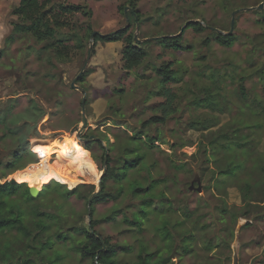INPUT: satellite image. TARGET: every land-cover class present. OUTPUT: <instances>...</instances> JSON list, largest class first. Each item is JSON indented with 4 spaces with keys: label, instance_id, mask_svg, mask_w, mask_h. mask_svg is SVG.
<instances>
[{
    "label": "rangeland",
    "instance_id": "obj_1",
    "mask_svg": "<svg viewBox=\"0 0 264 264\" xmlns=\"http://www.w3.org/2000/svg\"><path fill=\"white\" fill-rule=\"evenodd\" d=\"M19 1L0 0V38L3 44V47H0L2 52L0 115L12 106V109L9 107L11 112L6 122L0 124L2 129L0 162L12 161V152L18 148V138L24 137L29 143L30 152L35 155V162L0 179V184L27 179L31 181L27 184L31 187L33 179L40 178L38 185L40 190L43 185L55 181L53 178H58L74 186L83 184L86 187L81 189L80 198L71 197L65 203L61 200L55 202L56 204L52 203L51 200L55 198L53 194L51 198L44 197L42 202L34 204L26 203L21 199L7 203L9 207L14 205L22 212L30 234L24 235L15 229L0 230V264H90V260L81 259L75 252L73 243H58L54 240L52 247L42 248L41 241L43 242L48 234L54 239L57 232L68 231L71 226H88L92 220L104 218L127 204H131L128 211H133L134 205L139 200L124 193L116 201L96 205L93 217L88 218L87 203L97 190L102 172L101 163H98L101 162L102 155H98L101 149L95 143L91 145L88 152L85 151L89 156V167L83 165V168H79L78 179L70 180L66 176L61 177L58 171L59 168L64 169L68 165L66 155L69 150L65 147L73 144L81 149L77 143L81 147L86 142L90 145L89 140L94 137L104 148L113 146L110 156L116 160L127 144L128 133L132 135L138 130H143V133L149 137H157V140L154 141L153 149L144 148L143 164L137 171L131 173V179L145 187L155 181L152 194L155 197L162 194L168 203L170 202L171 209L151 215L147 220V227L140 234L134 233L137 231L132 227L120 223L121 215H118L114 222L99 224L95 230L101 236L109 237L112 243L129 246L132 253L138 251L141 246L148 251L159 250L162 257L169 256L167 264H249V261L251 264H264V253L260 252V249L264 248V155L260 152L259 139V134L264 133V123L259 120L250 122L243 119L245 111L264 114V48L259 46L264 45L262 39L264 32H256L252 35L253 41H259V45H254L250 50V54L244 60L245 70L242 73L236 72L239 66L231 60H222L211 65L207 63H203L202 66L194 65L196 71L190 73L185 68L181 69L179 74L173 66L174 61H166L165 63L172 64L176 78L179 79L178 82L167 84L166 88L175 95V101H179L173 103L172 113L179 108L180 114L169 115L163 124L145 128L141 126L143 122L162 114L160 104L165 102V98L157 95L160 90L158 76L155 74L158 79L151 83L152 75L147 72L148 65H145V72L137 73L130 86L136 88L139 85L134 95L138 94V91H143L141 101H136L140 106L134 111H129L126 117L117 118L122 108L126 110L131 108V105L124 102V95L129 86L126 82L130 73L122 72L116 75V83L122 85L118 89L109 85V77L104 76V73L107 58L113 53L121 58L122 48L115 47L120 42H99L90 48V38H88L89 48L85 60L88 67L81 66L82 70L75 74L73 81L76 86L80 74L86 69L91 70L81 85H85L91 92L94 103L93 114L100 113V115L94 122V128H90L84 120L80 131H76L75 128L69 131V113L73 112L75 105L61 99H53V94L57 84L64 78L63 74L67 70L64 67L65 62L69 61L70 56L82 51L84 44L81 49H77L74 41L67 42L68 55L64 60H60L53 51H41L43 43L36 42L30 35H14L11 42H6V39L13 35L12 28L16 17L11 12ZM61 1H66L68 4H82L77 0ZM159 2L160 0H157V4ZM207 2L208 0H199L201 4ZM84 3L91 10V17L101 19L109 14L115 16L119 13L125 16L129 27H132V21L128 20L131 11L124 3L118 0H85ZM249 3L252 7L247 9V15L245 10L240 8L233 9L230 13L232 16L233 12L237 11L232 16L235 17L232 28V19L228 21L229 32L236 37V42L229 49L218 45L220 49L231 51L239 44L236 33L241 25L246 28H264V22L261 21L264 17V5L258 10L261 5L259 0H249ZM121 6L126 8L123 12L119 10ZM172 7L171 4L165 5L163 9L155 6L153 10L159 14L158 17L153 20L152 16H147L140 21L143 26L160 29L162 34L158 37H149L148 39L152 40L140 45L135 44L136 46L144 50V44L151 43L156 38L177 35L189 22H198L218 33L216 31L220 26L218 17L225 12V5L221 4L213 12L216 23L205 26L200 20L186 18L187 12L185 16H177L175 20H165L164 17L171 15ZM136 10L140 17L143 16L148 10V3L136 0ZM88 25L92 29L91 23ZM126 26L127 23H124L123 26L109 30L92 31L105 35ZM211 34L212 32H208L203 39L206 36L210 37ZM248 34L240 33V35ZM200 35L195 34L191 29L184 31L183 44L191 45L194 49L196 38ZM203 39L200 40V44L209 49V53L197 57L196 60L200 62L206 61L208 55L216 56V52L211 49L217 44L211 41L209 46H204ZM155 46L161 49L156 53L157 58L167 54L168 50L161 48L157 43ZM171 52L176 57L188 53ZM153 72L155 73L154 68ZM97 73L104 76V79H97ZM209 80L212 81L211 86L207 83ZM142 81L149 82L150 86L145 88V85L140 83ZM68 87L73 92L76 91L71 84ZM226 87L232 89L230 94L235 103L231 106L221 103L223 99L221 92ZM80 91L83 93L85 88H81ZM178 92L181 93L179 96ZM116 95L121 97L119 107L107 103L109 100H114ZM206 97L214 99L213 107L199 105V102L205 104ZM87 99L85 97L80 100L82 118V101L84 100L85 110ZM147 100H152V103H144ZM109 109L112 110L113 115L105 114ZM181 120H183L182 126H180ZM108 121L112 122L111 129L104 127ZM128 121H139V123L130 124ZM66 124L68 126H65ZM101 128L107 133L106 136L95 134L99 133ZM9 129L16 130L17 135H9ZM87 136H90V139ZM223 136H226V139ZM108 137H111V140ZM232 142L239 144V147L232 146L230 149H225L222 146ZM56 143L60 144L56 145ZM197 157L201 159L193 168L189 161L195 163ZM148 158H151L152 163L145 169V160ZM225 169L232 171L233 174L220 175L219 172ZM0 172L4 171L0 170ZM62 185L67 189L74 188ZM107 189L115 190L116 185L108 184ZM162 206L155 198L157 211ZM33 209L52 217V220H49L41 216L46 222L47 232L38 233L33 223L35 218L31 215ZM148 213L149 215L152 213L151 209ZM2 214L6 215L4 209ZM85 218H87L86 225ZM165 223L168 235L164 237L162 231ZM129 239L132 243L127 242ZM185 247L187 252L184 251ZM118 255V260H131L125 258L132 257L121 250L118 251Z\"/></svg>",
    "mask_w": 264,
    "mask_h": 264
},
{
    "label": "trees",
    "instance_id": "obj_2",
    "mask_svg": "<svg viewBox=\"0 0 264 264\" xmlns=\"http://www.w3.org/2000/svg\"><path fill=\"white\" fill-rule=\"evenodd\" d=\"M129 6L131 7V17L132 20L139 19V14L136 10V0H129ZM125 7H120V11H124ZM12 15L16 17V22L13 24L12 34L6 39V42H11L14 35H30L36 42L43 43L40 48L41 51H53L57 58L64 60L67 55L69 48L67 42L74 41L75 47L81 49L83 43H80V37L77 33L69 31L67 33L59 31L60 29L68 28L70 24L73 23L71 20L61 19L63 16L72 17L76 13H80L84 17H91L92 12L88 8L87 4H68L66 1L61 0H20L18 5L12 9ZM131 20H129L130 22ZM264 22V17L261 18ZM128 23V21H127ZM131 29L129 24L116 31L105 35H96L94 37V45L97 43H116L122 40H127L128 43L121 50V59L125 61L124 67H131L133 62H138L146 54L143 49L135 45L134 37L128 36V31ZM191 29L195 34H202L204 32H212L210 37H205L203 39V45L209 46L210 42L213 41L217 45L224 48H231L236 42V37L231 33L227 36L215 33L209 30L207 27L202 26L198 22H189L185 27L184 31ZM88 38H90L93 33L91 27L87 25ZM182 31L179 36H169L160 37L155 39V43L160 45L161 48L166 50H171L174 52H190L192 51L191 45L183 44ZM2 52L0 51V57ZM155 74L158 76V84L160 87L157 95L164 97L165 102L160 104L161 116H153L141 124L142 128L148 127L150 125L163 124L170 112L174 111L173 101H175V95L171 92L166 85L171 82H178L179 79L176 78V72L172 69V64L162 63L160 67L154 68ZM91 73L90 69L84 70L80 76L77 78L79 84L84 83L86 77ZM129 73V72H125ZM117 91V90H115ZM120 92V91H119ZM241 96L243 92H240ZM204 103L199 102V105L213 107L214 99L206 97ZM86 105V102H85ZM12 109V106H9ZM7 108L3 115H0V124L6 122L8 114L11 112L10 108ZM8 134L11 136H16V130H8ZM4 137V135L2 136ZM1 137V138H2ZM19 137V135H18ZM143 137V138H142ZM24 138H18V148L12 152V161L0 162V179H4L6 176L24 169L28 164L35 162V155L30 152L29 143ZM90 139V136H87ZM226 139V136H223ZM143 139V140H142ZM157 137H149L143 133V130L135 131L132 135L127 136V144L124 147L121 156L118 159H113L110 156L113 146L104 148L101 142L98 140H89L90 145L86 142L82 147L78 146L87 151L90 149L91 145L94 143L103 152L101 156V162H104L105 151L107 150V162L106 171L101 177V188L98 193L93 195L90 200V216L93 217L95 206L99 204H104L109 201H116L124 193L125 195H130L139 200V202L134 205L133 211H128L131 204L125 205V207L116 209L111 212L108 216L101 218L99 220H92L88 226H71L68 231L60 230L54 235V239L49 237V234L45 240L41 241L42 248L52 247L54 240L58 243H73L75 252L80 256L81 259L90 260V264H167L169 262V256H161L159 250L148 251L144 247H139L138 251L132 253L129 246H120L117 243H112L109 237H103L99 232L95 230V227L104 222H114L118 215L120 216V223L126 224L128 227H132L136 234L142 233L147 227V220L151 215L155 213H163L164 210L171 209L169 205L170 202L161 194L158 197L152 194V190L155 187V181L147 184L146 187L143 184H138L131 179V173L137 171L141 164H143L145 155L142 152L145 149L151 150L155 147L154 141ZM225 149H230L232 146L236 148L239 144H222ZM88 152V151H87ZM31 153V154H30ZM180 167V166H179ZM220 175H232V171L221 170ZM55 181H51L42 186L39 190L37 196L33 197L30 194V187L27 185L31 181L27 179H21L16 182H5L0 184V230L15 229L21 231L24 235H29V227L25 224V219L21 211L15 208L14 205L9 207L7 203L15 200H23L26 203L34 204L35 202H42L44 197L55 198L51 200L52 203L56 204L58 200L64 203L68 201L71 197L80 198L81 189L86 187L83 184L72 185L69 182H62L58 178H53ZM59 182V183H58ZM61 183V184H60ZM68 187H74L72 189L65 188L64 185ZM108 184L116 185V189H107ZM126 185V187H124ZM127 188V191H125ZM114 191V192H112ZM155 198L163 205L158 211L155 208ZM166 203V205L162 202ZM56 202V203H55ZM89 202V201H88ZM88 204V203H87ZM165 206V207H164ZM3 209L6 215L2 214ZM123 209H125L123 211ZM151 209L150 215L148 211ZM154 212V213H153ZM32 218H35L33 222L38 229V233L43 234L47 232L46 222L42 220V217H47L52 220L49 214H44V212H39L36 209L31 211ZM149 215V216H148ZM42 216V217H41ZM63 216V215H62ZM34 220V219H33ZM32 220V221H33ZM162 235L165 237L168 235L166 223L163 225ZM122 251L125 254L132 255L131 260H118V251ZM187 252V247L184 248Z\"/></svg>",
    "mask_w": 264,
    "mask_h": 264
},
{
    "label": "clouds",
    "instance_id": "obj_3",
    "mask_svg": "<svg viewBox=\"0 0 264 264\" xmlns=\"http://www.w3.org/2000/svg\"><path fill=\"white\" fill-rule=\"evenodd\" d=\"M79 3H84L85 0H77ZM120 3H124L126 6H129V0H118ZM141 3H148V10L144 12V15L141 16L137 20H132L131 17H128V20L132 21V27L128 31V36H136L137 39L141 41H147L149 37H158L162 34L160 29L157 28H150L149 26H143L140 24V21L143 20L147 16H152L153 20L158 17V13H156L153 9L155 6L160 8H164L165 5L171 4L173 7L171 9V15L169 17H164L165 20H175L177 16H185L187 12L186 18H192L196 20H200L202 24L205 26L215 24L216 20L213 18V12L216 11L221 4L225 5V12L220 14L219 18V25L217 30L219 33L227 36L229 33V19L234 20L235 17L230 16V13L233 9L240 8L245 10V14L247 15V9L251 8L252 5L249 3V0H208L207 3L201 4L199 0H160L159 4H157V0H140ZM261 5H264V0H259ZM129 11H131V7L129 6ZM195 13V15H192ZM61 19H67L73 21L72 24L68 28L60 29L61 32H75L80 37V43L84 44V48L79 53H75L73 56L69 57V61L65 62L64 67L67 69L64 72V78L57 84L56 89L53 94V99H61L66 103H71L75 105L73 112L69 113L70 119L68 124V130L71 131L72 128H75L76 131H80L81 127L83 126L84 120L87 121L90 128H94V122L99 118L100 113L93 114L94 111V103L91 99V92L90 90L86 89L85 85H81L79 83L76 84V91L73 92L72 89L68 87V85L72 84L73 78L78 71L82 70L83 68H87L88 65L85 63L86 57L88 55V48H89V39H88V31L87 25L91 23L92 30H109L115 27L123 26L124 23H127L125 20V16L116 13L115 16L109 14L101 19H97L95 16L93 17H84L80 13H76L74 16H63ZM139 25V28H138ZM178 30V28H177ZM241 32H247L248 35H240ZM256 32H264V28H246L243 25L240 26L239 31L236 33L239 37V44L233 48L231 51H226L224 49H220L218 45H214L211 51L216 52V56L208 55L206 61L200 62L197 61L196 58L202 55L208 54L209 49L203 47L200 44V40L203 39L204 35H207L208 32L202 33L200 37L196 38V44L194 49L191 52L184 53L180 57H176L174 53L171 52L169 49L166 55H162L160 58H157L156 53L160 52L161 49L158 46H155V40L151 43L144 44V52L146 53L142 59H139L138 62H133L131 67H124L125 61L121 59L119 56L115 55L114 53L111 55L110 58L105 60V67L106 72L104 76L109 77L108 83L112 88H120L122 85L117 84L115 81L116 75H119L122 72H129L130 76L128 81L126 82L129 85L126 89V93L124 95V102L128 105H131L130 109L122 108L120 113L118 114L117 118H124L129 114V111H134L136 107L140 105L136 103V101H141L143 96V91H138V94L134 95V92H137L139 85L136 88L131 87L132 81L135 79L137 73L145 72V65H148L147 72L152 75V82L154 83L156 79L155 73L153 72V68L160 67V65L168 60H173V66L177 69L178 74L181 69L187 68L189 72L196 71L195 66H202L203 63L207 64H216L222 60H231L235 65L239 67L236 69L237 73H242L245 70L244 60L247 59V56L250 54V50L253 49L254 45H259V41H253L252 35ZM264 39V38H262ZM128 43L127 40H122L118 45H115L116 48H124L125 44ZM261 48H264V45H259ZM0 47H3L2 38H0ZM236 53L233 55L232 53ZM110 66V67H109ZM104 76H101L99 73L96 74L97 79H104ZM145 85V88L150 86L149 82L142 81L140 82ZM208 85H212V81L209 80ZM85 88V91L81 93L80 89ZM232 92L231 87H226L221 92L223 97L221 103L227 104L231 106L235 103L234 98L230 94ZM181 93H177L179 96ZM87 97L86 101V108L83 113V118L81 117L80 113V100ZM107 103L113 104L114 107H119L121 103V97L116 95L114 100H109ZM144 103H152V100L144 101ZM173 103H179V101H173ZM107 107V104L105 105ZM106 115H113L112 110L109 109ZM179 108L177 111L172 113L170 112L169 115L172 116H179ZM199 115V114H198ZM243 119L248 121L259 120L260 122L264 123V114L257 113L252 114L248 111L243 112ZM128 123H136L138 124L139 121H128ZM66 124L65 126H68ZM183 120L180 121V126H182ZM104 127L109 129L112 128V122L108 121ZM87 130V129H86ZM2 131V129H0ZM106 136L107 133L104 132V129L101 128L99 133ZM128 135H131L129 132ZM111 140V137H108ZM260 139V152L264 155V133L259 134ZM107 146V145H105ZM167 151V150H166ZM103 152L99 151L98 155H102ZM115 158V153L113 154ZM201 158L197 157L195 163L189 161L193 168L196 167V164L199 163ZM101 163V171L105 165ZM152 163L151 158L145 160V169L149 164ZM146 174V173H145ZM194 207V205H193ZM207 210V209H205ZM243 222V221H241ZM85 225L87 224V218L84 220ZM128 243H132V240L129 239ZM261 253H264V248L260 249ZM125 259H132V257H126ZM255 259V257H253ZM251 264V261H249Z\"/></svg>",
    "mask_w": 264,
    "mask_h": 264
},
{
    "label": "bare ground",
    "instance_id": "obj_4",
    "mask_svg": "<svg viewBox=\"0 0 264 264\" xmlns=\"http://www.w3.org/2000/svg\"><path fill=\"white\" fill-rule=\"evenodd\" d=\"M57 144L59 145L60 143H56V145ZM65 149L69 150L67 152V155H66L68 165L64 169L59 168L58 171L60 172L61 177L66 176L68 179L74 180V178L79 177V168H81V167L83 168V165H85L84 167H86V168L89 167L88 166L89 156L85 151L77 148L73 144H68V146L65 147ZM40 181H41L40 178L33 179V185L32 186L38 187Z\"/></svg>",
    "mask_w": 264,
    "mask_h": 264
},
{
    "label": "water",
    "instance_id": "obj_5",
    "mask_svg": "<svg viewBox=\"0 0 264 264\" xmlns=\"http://www.w3.org/2000/svg\"><path fill=\"white\" fill-rule=\"evenodd\" d=\"M261 7H262V5H260L257 9L260 10ZM236 12H237V11L233 12L232 16H234V15L236 14ZM127 25H128V23H127ZM186 26H187V24L182 28V30H181L177 35H174V36H179V35H181L183 29H184ZM232 26H233V20L231 21V28H232ZM216 31L218 32V30H216ZM218 33H219V32H218ZM98 34H99V33H97V32H93V33L91 34V36H90V48H91V46L94 44V37H95L96 35H98ZM220 34H222V33H220ZM228 34H231V32H229ZM99 35H101V34H99ZM101 36H102V35H101ZM133 37H134V42H135L136 45H140V44H142V43H145V42H147V41L152 40V39L150 38V39H148L147 41H141V40L137 39L136 36H133ZM71 87H72V88H76V87H75V84H74V81H73V83L71 84ZM82 92H84V91H82ZM82 106H83V108H82V114H83L84 111H85V110H84V100L82 101ZM83 124H84V123H83ZM92 139H93V140H96V138H94V137H93ZM106 162H107V150L105 151L104 162H103V165H105V167L103 168V171L101 172V175H100V177H99V180H98V183H97V190H96V192L93 193L92 196L89 198V202H88V204H87V207H88L87 217H88V218L90 217V200H91V198L93 197V195H95L96 193H98V192L100 191V188H101V177L104 175V173H105V171H106ZM11 181L14 182V180H11ZM29 190H30V194H31V196H33V197L37 196V194H38V192H39V188L36 187V186H31Z\"/></svg>",
    "mask_w": 264,
    "mask_h": 264
}]
</instances>
